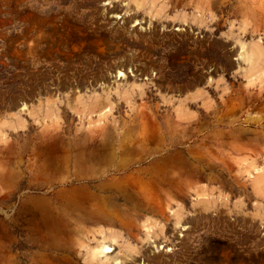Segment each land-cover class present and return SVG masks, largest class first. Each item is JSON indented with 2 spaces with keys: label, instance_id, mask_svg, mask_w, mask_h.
Returning a JSON list of instances; mask_svg holds the SVG:
<instances>
[{
  "label": "rangeland",
  "instance_id": "obj_1",
  "mask_svg": "<svg viewBox=\"0 0 264 264\" xmlns=\"http://www.w3.org/2000/svg\"><path fill=\"white\" fill-rule=\"evenodd\" d=\"M263 179L264 0H0V264H264Z\"/></svg>",
  "mask_w": 264,
  "mask_h": 264
},
{
  "label": "bare ground",
  "instance_id": "obj_2",
  "mask_svg": "<svg viewBox=\"0 0 264 264\" xmlns=\"http://www.w3.org/2000/svg\"><path fill=\"white\" fill-rule=\"evenodd\" d=\"M154 38H152V40H153ZM154 42V41H153ZM148 47V46H147ZM146 48V47H145ZM176 55V54H175ZM174 55V56H175ZM115 68V67H114ZM117 73H118V76L120 77V76H125V73H123V71L121 70V68L119 67V68H117V70H115ZM109 93V92H108ZM109 97V96H108ZM114 150V149H113ZM124 150V149H123ZM167 164V163H166ZM165 165V164H164ZM163 165V166H164ZM162 166V167H163ZM166 166V165H165ZM168 166V165H167ZM157 168V167H156ZM143 172V171H142ZM160 172V171H159ZM146 175V174H145ZM172 175V174H171ZM170 174H169V178H168V180L170 181L171 180V176ZM140 176V175H139ZM174 177V176H173ZM173 177H172V179H173ZM161 178V177H160ZM161 179H163V178H161ZM119 180H121V179H119ZM124 180V179H123ZM166 180V179H165ZM164 181V180H162L163 181V183L164 182H169V181ZM173 180H175V179H173ZM260 180V179H259ZM264 180V179H263ZM150 181V180H149ZM152 181V180H151ZM262 181V180H261ZM139 182H141V181H139ZM143 182H145V181H143ZM258 183V182H257ZM256 182H255V184H257ZM136 185H139V184H137V183H135ZM141 184H142V182H141ZM144 184V183H143ZM152 184V183H151ZM133 185V187L131 186V187H129L130 188V190L132 191H134V193H135V186H134V183L132 184ZM147 185V184H146ZM157 185V184H156ZM167 185V184H166ZM166 185L165 184H162V189H163V187H166ZM169 185H171V183H169ZM122 186V185H121ZM140 186H142V185H140ZM135 187V188H134ZM157 188L158 187H160L159 185L158 186H156ZM161 188V187H160ZM168 188V187H167ZM137 189V188H136ZM152 189V188H151ZM255 189L257 190V193L258 192H261V190H263L262 189V186H261V184H259L258 183V185H256L255 186ZM153 190H154V186H153ZM156 190V189H155ZM163 191H164V189H163ZM152 192V191H151ZM157 192V191H156ZM262 193V192H261ZM153 194V193H152ZM155 194V193H154ZM111 195V194H110ZM158 195V194H157ZM122 196V195H121ZM154 196V195H153ZM120 197V196H119ZM155 197V196H154ZM129 198V197H128ZM157 198V197H156ZM153 200V198L152 199H150V201H152ZM110 201V200H109ZM113 201V200H112ZM156 201V200H155ZM157 202V201H156ZM103 204V203H102ZM106 204V203H105ZM93 206V205H92ZM95 207V206H94ZM105 207V206H104ZM103 208V207H102ZM106 209V208H105ZM104 209V210H105ZM116 209V208H115ZM127 209V208H126ZM107 210V209H106ZM106 210H105V213H106ZM97 211V210H96ZM108 211V210H107ZM110 211V210H109ZM115 211V210H114ZM119 212V211H118ZM104 213V214H105ZM108 213V212H107ZM123 213V212H122ZM116 214V213H115ZM106 215V214H105ZM125 215V214H124ZM93 216V215H92ZM101 216H103V214L101 215ZM108 216H109V214H108ZM95 217V216H94ZM104 217V216H103ZM102 217V218H103ZM111 217V216H110ZM113 217V216H112ZM112 217H111V219H112ZM115 217V216H114ZM118 217V216H117ZM78 218V217H77ZM88 218V217H87ZM121 218H123V217H121ZM91 219V218H90ZM100 220V219H99ZM120 220V219H119ZM136 220V219H135ZM112 221V220H111ZM117 221V220H116ZM133 221H134V219H133ZM123 222V221H122ZM125 222V221H124ZM121 223V222H120ZM123 224V223H122ZM128 224V223H127ZM74 230V229H73ZM84 231V230H83ZM76 233V232H75ZM95 234V233H94ZM100 234V233H99ZM96 236V235H95ZM99 238V237H98ZM99 247L101 248L100 250H88L85 254H90V256H89V259L88 260H90V262H93L94 260H96L95 262L96 263H100L101 261H103L102 260V258H98L97 259V257L99 256V255H101V254H104V255H107V253L108 252H110L111 251V245H108L105 241H103L102 243H100L99 244ZM63 248V247H62ZM78 249V248H77ZM75 250V249H74ZM90 252V253H89ZM73 253V252H72ZM81 254V253H80ZM74 256H76V255H74ZM115 258V257H114ZM78 259V258H77ZM74 262V261H73ZM102 263H104V262H102Z\"/></svg>",
  "mask_w": 264,
  "mask_h": 264
}]
</instances>
